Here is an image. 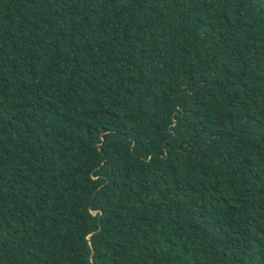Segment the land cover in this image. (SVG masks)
Here are the masks:
<instances>
[{
    "label": "trees",
    "instance_id": "1",
    "mask_svg": "<svg viewBox=\"0 0 264 264\" xmlns=\"http://www.w3.org/2000/svg\"><path fill=\"white\" fill-rule=\"evenodd\" d=\"M0 264H264V0H0Z\"/></svg>",
    "mask_w": 264,
    "mask_h": 264
}]
</instances>
